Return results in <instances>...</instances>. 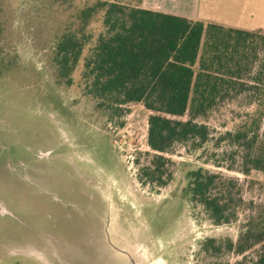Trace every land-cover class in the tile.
I'll return each instance as SVG.
<instances>
[{
  "label": "rangeland",
  "instance_id": "obj_1",
  "mask_svg": "<svg viewBox=\"0 0 264 264\" xmlns=\"http://www.w3.org/2000/svg\"><path fill=\"white\" fill-rule=\"evenodd\" d=\"M99 1L148 4L0 1V264H233L237 255L215 253L207 242L236 241L248 212L216 226L190 201L188 187L194 170L223 171L240 181L247 202L264 203L263 172L246 177L204 162L232 163L235 150L220 137L254 107L240 98L216 108L202 120L213 141L198 152L176 146L166 155L167 185L144 184L140 169L153 155L150 113L130 104L112 116L85 94L89 46L70 84L55 63L57 43ZM101 15L88 31L98 34Z\"/></svg>",
  "mask_w": 264,
  "mask_h": 264
},
{
  "label": "trees",
  "instance_id": "obj_2",
  "mask_svg": "<svg viewBox=\"0 0 264 264\" xmlns=\"http://www.w3.org/2000/svg\"><path fill=\"white\" fill-rule=\"evenodd\" d=\"M100 14L102 29L94 34L88 29ZM78 20L79 27L65 33L56 45L60 78L71 83L89 46L83 68L85 94L112 116L123 115L130 104H140L150 113L147 143L153 155L140 169L144 184L167 185L172 174L166 155L178 145L203 150L213 137L202 120L240 98L254 111L236 130L220 137L235 150L232 163L212 158L204 162L246 177L253 171L264 173L263 31L115 1L85 7ZM188 192L190 201L202 207L216 226L236 223L242 212H248L236 241L212 239L208 249L237 255L233 264H248L249 254L253 264H264V203L247 202L237 178L203 167L190 174Z\"/></svg>",
  "mask_w": 264,
  "mask_h": 264
},
{
  "label": "crops",
  "instance_id": "obj_3",
  "mask_svg": "<svg viewBox=\"0 0 264 264\" xmlns=\"http://www.w3.org/2000/svg\"><path fill=\"white\" fill-rule=\"evenodd\" d=\"M162 2V4H161ZM137 6L227 27L264 32V0H161Z\"/></svg>",
  "mask_w": 264,
  "mask_h": 264
}]
</instances>
